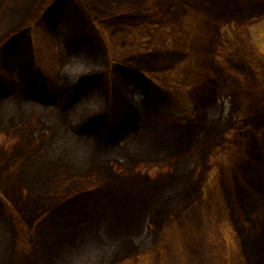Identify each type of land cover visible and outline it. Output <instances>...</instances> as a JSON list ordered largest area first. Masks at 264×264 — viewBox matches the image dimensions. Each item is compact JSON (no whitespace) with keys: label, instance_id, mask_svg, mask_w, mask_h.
<instances>
[{"label":"rangeland","instance_id":"rangeland-1","mask_svg":"<svg viewBox=\"0 0 264 264\" xmlns=\"http://www.w3.org/2000/svg\"><path fill=\"white\" fill-rule=\"evenodd\" d=\"M92 1L107 5L104 0ZM170 1L171 5L169 0H128V4L144 7L146 14L138 17L135 12L134 17L147 41L153 42L150 18L156 17L154 24L160 22L176 31L179 54L171 59L167 47L160 45L165 63H158L154 57L147 61L150 55L130 57L135 56L134 62L141 66L146 64L148 72L160 84L171 88L172 96L178 93L185 105L193 104V95L198 90L199 100L211 101L207 106L209 115L220 121L214 145L207 142L199 146V139L189 141L188 135L182 142L175 132L176 128L181 129L179 125L157 116V109H154L157 115H152L148 102L152 90L145 89L127 70L113 63L104 48L77 41L79 22L83 18L88 22L98 19L87 0H0V28L7 29L6 33L18 32L16 39L0 47V80L13 92L0 98V221L4 223L0 232L8 241L7 246L0 248V264H46L41 258L40 240L47 228L69 211L65 203L32 191L25 181L19 180L22 169L9 166L12 152L24 145V132L20 128L11 130L9 118L37 115L44 122L40 126L47 128L53 122L76 121L87 115L94 105L78 104L68 109L57 90L67 80L94 69L103 72L109 82L110 97L124 95L140 113L152 116L145 122L143 135L149 139L144 147L138 146L136 139L135 144L128 140L133 134L128 129L130 134L121 138L118 145L100 144L101 150L55 148L56 152L65 151L68 158L80 155L85 161H90L86 155L92 158L98 154V162L92 164L96 168L105 165L106 173L112 175L111 182L99 192L112 204L117 225L114 236L106 230L110 224L107 215L92 216L86 212L82 217L86 225L71 220L77 228L74 245L70 247L73 258L79 257L81 263L89 264V259L104 254L109 244L125 237V226L141 217L137 232L133 230L140 236L134 239L145 240L149 235L154 242L149 240L146 246L149 249L137 252L140 253L137 259H126L121 264H155L152 259L161 261L160 264L173 261L174 264H264V77L254 67L256 47L247 41L249 34L261 27L254 23L264 17L261 15L264 0H191L199 9L189 6L188 11L181 12L174 4L176 1ZM223 4L228 6L222 7ZM255 5L258 15L253 10ZM189 19L195 24H190ZM204 32L209 34L206 39ZM72 41L74 45H69ZM122 47L116 49L118 58L124 56ZM173 71L175 74L171 75ZM31 80H42L52 86L53 98L46 101L21 93V86ZM171 103L176 109L177 102ZM116 108L118 111L119 107ZM104 119L108 127L117 124L109 114ZM65 132L73 140L82 139L72 130ZM155 135L159 142L153 141ZM182 145L191 149V153L181 159L182 163L186 159L190 164L188 173L180 174L176 164L182 155L174 154L181 148L169 147ZM174 182L183 185L182 196L172 201L174 206L159 205L155 199L160 190L168 186L166 192L174 191ZM117 188L126 198L116 197ZM99 197L91 193L87 205L94 204ZM141 199H150V203L142 208ZM125 200L131 203L128 207L121 205ZM75 202L72 201L70 212ZM239 210L242 221L235 217ZM171 234L176 235L172 244ZM154 246L159 250L157 255L153 253Z\"/></svg>","mask_w":264,"mask_h":264},{"label":"trees","instance_id":"trees-1","mask_svg":"<svg viewBox=\"0 0 264 264\" xmlns=\"http://www.w3.org/2000/svg\"><path fill=\"white\" fill-rule=\"evenodd\" d=\"M87 1L89 5H93L92 7L97 13L98 19L95 22H88L83 18L79 22L78 27L81 25V31L77 41H82L87 44L91 43L95 48H104L112 57L113 63H117L119 67H123L137 82L151 89L153 96L148 102L152 109V115H157L154 111V109H157L159 113L157 116L163 117L168 123L179 125L181 129L176 128L175 132L178 133L182 142L187 140L186 135H188L189 141L198 138L200 141L199 146L202 143V145H205L207 142L214 145L218 141L220 121L212 120L214 116L209 115L210 111L207 106L210 105L211 101L205 98H201L202 101L199 100L200 98L198 97H201V95L198 90L193 95V104H191V106L185 105L184 100L178 96V93L175 94L174 92L175 96H172L170 93L172 91L171 88H166L160 84V82L148 72L146 64L141 66L140 63L137 64L134 62L136 59L135 56L130 57V55H141L142 57L143 55H145L144 57L150 55L147 61H151L149 59L154 57L158 60V63H165V60H162L160 56L163 53L159 49L161 45L167 47V55L173 59V55L179 54V49H177L178 40L177 36L174 34L176 31L171 30V27L168 25H161L160 22L154 24V19H156V17L150 18L148 20L153 29V42H149L146 37L140 34L141 28L138 25L139 22L134 17L135 12L138 17H142V15L146 14L144 7L141 8L139 5L136 6L135 4L129 5L128 0H124V2H122L123 0H104L109 7L101 3L97 4L92 0ZM173 1H176L174 4L179 8V12H181V10L188 11L189 6H192L194 10L199 9V6H194L191 0ZM119 2H121V5ZM171 2L172 1L169 0V5H171ZM99 5L104 6L100 7ZM227 6V4H223L222 7ZM256 9L258 8L255 5L253 10H255L258 15L259 12L257 11L259 10ZM261 10H264V6ZM187 13L188 12H184L185 15H187ZM261 15L264 16V11H261ZM189 21L190 24H195L191 19H189ZM254 24H261V27L253 34H251L252 31L248 36L250 40L247 41L256 47L254 51L256 54H254L253 60L257 59V61H254V67L259 75L264 77V17ZM6 31L7 29L4 30L0 28V47L18 36V32H14V30L8 33H6ZM12 32H14V34H12ZM212 32L213 31H211L210 34H212ZM207 33L208 32L204 34L203 38L206 39L209 36ZM8 35L10 36L7 38ZM164 42L167 44H162ZM72 43L74 42H69V45H74ZM121 46H123L121 50L124 56L118 58L115 52L116 49H120ZM154 50H156V52L153 54ZM102 74L103 72L96 71L95 69L82 72L74 80H70L69 82L67 80V83L62 86L61 90H57V94H60V100L68 109L75 108L78 104L88 103L89 106L94 105L92 111H89L87 115L85 114L76 121H63L62 123L53 122L52 126H48L47 128L40 126L44 125L43 120L36 117L37 115L34 116L32 114H27L19 119H17V117H11L8 121L11 130L20 128L22 133L24 132V134L21 133L24 138V140H22L24 145L19 147L15 152H12L11 163H9V166L11 165L17 167V169H22L19 173V180L25 181V185L32 189V191H40L42 196L59 200L69 206L67 215L63 214L61 219L57 218L56 224L47 228L46 235L40 240L39 250L41 258H44L46 264H73L72 262L76 261L79 262L78 264H85L83 261L81 263L79 257L73 258L70 247L74 245L73 238L77 231V228L71 220H76L79 224L86 225V221L82 220L86 212L92 216L107 215L110 224H107L106 230H108L112 236H114L113 233L116 231L114 227H117L111 202L109 199L106 200L105 196L99 192L102 187L111 182L110 177L112 175L106 173L105 165L96 168V166L92 164L98 162L96 160L99 157H97L98 154L96 156L92 155V158H90V154L86 155L89 157L90 161H85L80 155L78 157L72 156L68 158L65 155V151L59 150L56 152L54 151L55 148L67 150L70 148L98 147L99 150H101L100 144L111 146L118 145L121 138H126L130 134H128V129L132 130L131 133L133 134L128 136V140H133V144H135L136 139L137 145L144 147L149 139V137L143 134L145 133L144 128L147 125L148 116L152 115L150 113V115L148 113H146V115L140 113L136 107L126 101L124 95L117 94L110 97L111 86ZM173 74H175L174 71L171 75ZM209 83L210 80L206 84L209 85ZM20 91L24 95H34V97H40L46 101L51 100L55 94L52 86L42 80L34 81L33 86L30 82H26L23 87L21 86ZM11 93H13L12 90L6 86L0 85V98L9 96ZM172 100L177 102V104H175L177 107L176 109L174 104L171 103ZM88 105L87 107H89ZM115 107H119L118 111ZM108 114L117 124L109 127L106 125L107 123L104 118ZM260 116L262 115L260 114ZM63 128L67 131L72 130L75 134L82 136V139L78 138L73 140L69 138L65 132L66 130L63 132ZM1 129L2 127H0V130ZM86 137L89 139H86ZM57 138H60V140H57ZM153 141L159 142L157 135L153 137ZM85 143L88 144V146H86ZM170 148L174 150H179L181 148L178 154H174L182 155L179 156V163H177L176 166L180 174L188 173L190 164L187 163L186 159L182 163L181 159L187 157L188 154L191 153V149L183 147V145L180 147L170 146L169 149ZM166 149H168V147ZM99 154L101 155L103 153L100 152ZM69 159H71L72 162H70ZM244 164L245 163L242 165ZM191 169L192 168H190V170ZM131 174L133 173L131 172ZM172 187L175 188L172 192H166L168 186L160 190L157 195L160 198L156 197L155 199L159 205H165L166 207L171 205L174 206V202L172 201L178 196H182L181 190H183V185L174 182ZM91 193L99 194L100 197L94 204L89 203V205H87ZM126 194L130 195L129 191H126ZM115 195L116 197L125 196L120 192L118 193V188L117 194ZM82 197H84V199ZM72 201L76 202L72 205V210L70 212ZM139 202H143L141 205L143 208L145 204L148 205V203H150V199L146 201L145 199H141ZM129 204L131 203L125 200L121 205L128 207ZM139 210L141 209L139 208ZM164 210H167V208ZM70 214H73V216L69 219L68 217ZM221 215L222 212L220 211V216ZM235 217L242 221L241 210L237 211ZM67 218L69 222H66ZM135 218L130 225L125 226L124 233H127V235L118 243L113 242L109 244L104 254L102 253L96 255L93 259H89V264H121L126 259H137V255L140 254L137 252L143 249L145 251L149 249L146 247L148 244L147 242L151 239L149 235L145 240H143V237L137 240L134 239L136 236H140L138 233H133V230L138 229L139 224L137 222H141V217L138 219ZM162 218L163 215L159 216V219ZM1 222L2 221H0V227H3L4 223ZM66 237L69 238L65 240ZM170 237V242L172 244L176 239V235L171 234ZM153 238L154 237L150 240L151 242H154ZM5 242L8 243L0 232V248L7 246ZM156 252L158 254L159 250L157 251L154 246L153 253L156 254ZM139 260H143V258H139ZM152 261H154L155 264L161 263V261L155 259H152ZM174 263L176 262L173 261V264Z\"/></svg>","mask_w":264,"mask_h":264}]
</instances>
